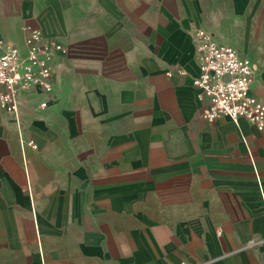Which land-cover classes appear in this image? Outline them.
<instances>
[{
	"label": "crops",
	"instance_id": "obj_1",
	"mask_svg": "<svg viewBox=\"0 0 264 264\" xmlns=\"http://www.w3.org/2000/svg\"><path fill=\"white\" fill-rule=\"evenodd\" d=\"M30 29L63 51L51 93L22 92L18 123L0 112L2 173L19 144L35 181L53 172L24 264H264V134L204 120L194 86L205 30L264 104V0H0V39L25 51Z\"/></svg>",
	"mask_w": 264,
	"mask_h": 264
},
{
	"label": "built area",
	"instance_id": "obj_2",
	"mask_svg": "<svg viewBox=\"0 0 264 264\" xmlns=\"http://www.w3.org/2000/svg\"><path fill=\"white\" fill-rule=\"evenodd\" d=\"M198 39L200 74L194 80L198 99L206 102L202 117L215 122L222 117L230 118L235 124L247 120L264 134V104L252 93L255 70L251 64L230 46L217 43L205 30L196 34ZM24 44L26 50L17 44L0 39V112L12 114L19 122V97L22 92L36 88L51 93L53 68L56 54L63 46L54 41L43 42L39 31L28 30ZM179 75H187L183 69ZM173 72L168 76L172 77ZM46 109V104H41ZM36 144L21 139L24 149ZM186 264V263H184Z\"/></svg>",
	"mask_w": 264,
	"mask_h": 264
},
{
	"label": "rangeland",
	"instance_id": "obj_3",
	"mask_svg": "<svg viewBox=\"0 0 264 264\" xmlns=\"http://www.w3.org/2000/svg\"><path fill=\"white\" fill-rule=\"evenodd\" d=\"M28 121V118L25 119V122L23 121L25 123L23 128L30 131L29 127L26 126ZM23 139L25 140V138ZM25 141L29 143L33 140L28 141L26 139ZM27 147L31 148L26 145L25 148ZM19 149L17 146L15 157H9L7 159L5 164L6 167L4 169L6 173H2V168L0 169V247L1 250H6L8 253H3L2 264H24L23 259L18 254L19 244L31 241V239L35 237L32 230V224L36 220L40 221L41 216L47 217L46 219H42L45 223L51 219L53 220L52 208L50 211H43L41 214L38 212L34 213L33 210L32 212H29V205L34 207L38 204V201L43 205L49 204L47 201L48 198L40 197L38 199L35 196L34 191L35 188H37L36 185L47 183L46 178H48L49 174L52 176L53 172L50 171L46 174L45 167L40 166L39 169L45 173L42 174V180L35 181L32 176L33 170L31 168V163L28 161V164L24 165L23 160L21 159L22 154ZM19 153L21 158H19ZM27 173H30L31 177H27ZM15 195H17V197H15ZM49 198L51 201V197ZM48 246L54 247V243H51Z\"/></svg>",
	"mask_w": 264,
	"mask_h": 264
}]
</instances>
